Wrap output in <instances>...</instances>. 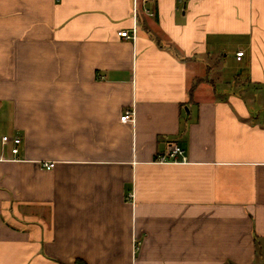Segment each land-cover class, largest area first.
Returning a JSON list of instances; mask_svg holds the SVG:
<instances>
[{"label": "crops", "instance_id": "0c3cea01", "mask_svg": "<svg viewBox=\"0 0 264 264\" xmlns=\"http://www.w3.org/2000/svg\"><path fill=\"white\" fill-rule=\"evenodd\" d=\"M78 258L264 264V0H0V264Z\"/></svg>", "mask_w": 264, "mask_h": 264}, {"label": "built area", "instance_id": "2783aa9c", "mask_svg": "<svg viewBox=\"0 0 264 264\" xmlns=\"http://www.w3.org/2000/svg\"><path fill=\"white\" fill-rule=\"evenodd\" d=\"M119 35L125 36V37H132V35L129 33L128 30H121L118 32ZM244 51H238L237 52V57L241 58L243 55ZM134 117V111L131 109H127L123 116L122 120L123 121H130ZM21 141L20 137H16L14 139V146L12 147V152L17 153L19 151V148L17 144ZM159 161H174V162H184L187 161V156L185 153V149L179 145L178 143H173L170 142L168 145V149L165 154H162L158 157ZM56 162L55 161H44L42 162V165L46 167L47 169H51L55 166Z\"/></svg>", "mask_w": 264, "mask_h": 264}, {"label": "trees", "instance_id": "16d2710c", "mask_svg": "<svg viewBox=\"0 0 264 264\" xmlns=\"http://www.w3.org/2000/svg\"><path fill=\"white\" fill-rule=\"evenodd\" d=\"M74 264H87V262L81 258H78ZM229 264H234V263H229Z\"/></svg>", "mask_w": 264, "mask_h": 264}]
</instances>
